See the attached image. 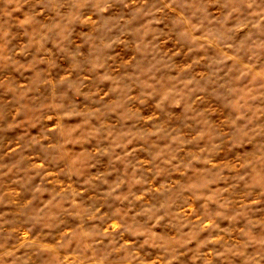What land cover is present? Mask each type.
I'll return each instance as SVG.
<instances>
[{
    "label": "clouds",
    "instance_id": "clouds-1",
    "mask_svg": "<svg viewBox=\"0 0 264 264\" xmlns=\"http://www.w3.org/2000/svg\"><path fill=\"white\" fill-rule=\"evenodd\" d=\"M0 264H264V0H0Z\"/></svg>",
    "mask_w": 264,
    "mask_h": 264
}]
</instances>
